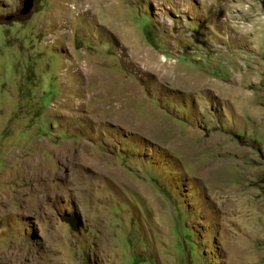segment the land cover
I'll return each instance as SVG.
<instances>
[{"label": "rangeland", "instance_id": "rangeland-1", "mask_svg": "<svg viewBox=\"0 0 264 264\" xmlns=\"http://www.w3.org/2000/svg\"><path fill=\"white\" fill-rule=\"evenodd\" d=\"M0 0V264H264V0Z\"/></svg>", "mask_w": 264, "mask_h": 264}, {"label": "water", "instance_id": "water-1", "mask_svg": "<svg viewBox=\"0 0 264 264\" xmlns=\"http://www.w3.org/2000/svg\"><path fill=\"white\" fill-rule=\"evenodd\" d=\"M32 7V0H25L23 3V8L21 10V14H28Z\"/></svg>", "mask_w": 264, "mask_h": 264}]
</instances>
